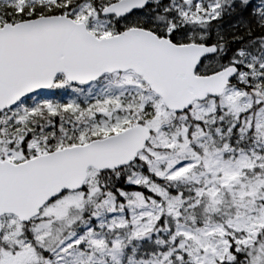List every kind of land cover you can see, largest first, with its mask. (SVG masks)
I'll return each instance as SVG.
<instances>
[{"label": "snow or ice", "instance_id": "1", "mask_svg": "<svg viewBox=\"0 0 264 264\" xmlns=\"http://www.w3.org/2000/svg\"><path fill=\"white\" fill-rule=\"evenodd\" d=\"M0 264H264V0H0Z\"/></svg>", "mask_w": 264, "mask_h": 264}]
</instances>
